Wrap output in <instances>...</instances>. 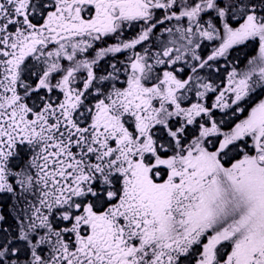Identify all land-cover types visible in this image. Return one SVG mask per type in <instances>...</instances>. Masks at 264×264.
I'll return each mask as SVG.
<instances>
[{"label": "snow or ice", "instance_id": "6c2138e0", "mask_svg": "<svg viewBox=\"0 0 264 264\" xmlns=\"http://www.w3.org/2000/svg\"><path fill=\"white\" fill-rule=\"evenodd\" d=\"M0 264H264V0H0Z\"/></svg>", "mask_w": 264, "mask_h": 264}]
</instances>
